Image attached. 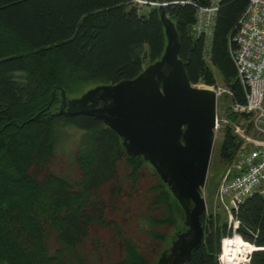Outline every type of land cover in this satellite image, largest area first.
Returning <instances> with one entry per match:
<instances>
[{
    "label": "trees",
    "instance_id": "1",
    "mask_svg": "<svg viewBox=\"0 0 264 264\" xmlns=\"http://www.w3.org/2000/svg\"><path fill=\"white\" fill-rule=\"evenodd\" d=\"M138 1L0 0V264H101L88 249L98 257L107 252L108 264L157 261L146 259L116 217L123 198L137 191L146 162L128 156L101 120L55 107L61 89L77 95L89 84L130 80L162 55L159 0ZM209 1L162 0L178 33V57L192 85L217 84L216 69L230 102L243 103L231 50L249 0H218L207 43L193 28L198 8ZM68 127L79 132L71 152L74 179L53 170ZM222 135L219 157L226 164L238 141L228 126ZM158 177L137 216L146 238L165 244L161 228L187 225ZM231 212L234 229L220 213L204 212L203 240L184 264H218L220 240L232 233L256 247L247 264H264V195L252 194Z\"/></svg>",
    "mask_w": 264,
    "mask_h": 264
},
{
    "label": "water",
    "instance_id": "2",
    "mask_svg": "<svg viewBox=\"0 0 264 264\" xmlns=\"http://www.w3.org/2000/svg\"><path fill=\"white\" fill-rule=\"evenodd\" d=\"M166 44L162 55L137 76L88 88L76 98L61 89L59 114L93 116L113 130L126 154L147 161L173 194L187 230L177 233L153 264H184L203 240L202 189L215 138L216 94L195 87L179 59L174 23L159 0Z\"/></svg>",
    "mask_w": 264,
    "mask_h": 264
},
{
    "label": "built area",
    "instance_id": "3",
    "mask_svg": "<svg viewBox=\"0 0 264 264\" xmlns=\"http://www.w3.org/2000/svg\"><path fill=\"white\" fill-rule=\"evenodd\" d=\"M217 2L210 0L209 6L198 8L196 12L193 31L203 35L207 43L212 37ZM248 2L233 33L235 47L231 50L237 78L244 90V102L232 101L227 106L228 115L233 113L240 121H225L216 115L214 122L215 132L227 125L238 141L216 188L219 201L230 214L252 194L264 195V0ZM209 88L215 91L216 102L220 95L231 97L225 85ZM230 240L233 237L228 235L221 239L218 264H234ZM249 254L246 249L238 254L241 264L248 263Z\"/></svg>",
    "mask_w": 264,
    "mask_h": 264
},
{
    "label": "rangeland",
    "instance_id": "4",
    "mask_svg": "<svg viewBox=\"0 0 264 264\" xmlns=\"http://www.w3.org/2000/svg\"><path fill=\"white\" fill-rule=\"evenodd\" d=\"M142 1H139L138 3L141 4ZM141 9H144L143 7ZM146 66V65H145ZM144 66V67H145ZM214 75H215V80L218 85L223 86L222 80L219 79L218 72L216 69H213ZM199 84V83H198ZM94 84H89L88 87L84 89L83 92L88 90V88L93 87ZM195 87H198V85H194ZM218 86V87H220ZM82 93V92H81ZM81 93H77V95H70L64 92L65 98L67 99H72L76 98L79 96ZM230 100L228 96L226 95H220V97L217 98V103H216V115L218 116L219 119H224L226 120H231V121H240L239 118H233L231 119L229 116H227V106L230 104ZM60 105V102L57 101L56 103V108H58ZM227 125H223L222 128L218 131H214V142H213V149L212 153L210 156V161L208 165V172L206 175V182L205 185L202 189V196L204 197V202H206V211L205 213L208 212H218L220 213V216L224 218L227 223L232 225L233 229L235 228L236 224L233 222L232 218L230 217L231 214L224 208L223 204L221 201H219V198L217 197V186L219 183V178L222 175L225 167V163L221 161L219 157V150H220V143L222 141L223 137V132ZM79 136V132L76 131L74 128L72 129L71 127H68L64 131V137L63 140H61V144L59 146V153L55 156V160L53 163V170L57 174H62V175H67L68 177L71 175V178H77V172L75 169V165L72 163V153L75 152V147H76V139ZM152 170V172L150 171ZM153 167L150 165L149 162L146 161V166L143 169V173L141 175V178L139 180V185L137 187V191L133 193L132 196L126 195L125 198H123V202L125 203L123 205V202L121 203V206L123 210H119V212L116 214L119 222L122 224L123 232L124 235L127 237L132 238L136 245L144 252L146 259L151 260V259H157L161 252L165 249V247L170 245V242L176 237L175 234L178 233L179 231H186L187 226L184 227L182 223L177 224L171 229L161 228V231L167 235L168 240L165 244L159 243L156 241L151 242L149 241L146 236L145 232L139 227L138 223V214H141L145 209L144 205V197H146L147 200L151 199V194L145 193V190H148L150 186L153 185L154 181V175L156 174V171L153 172ZM158 177V175H157ZM159 178V177H158ZM184 220V219H183ZM182 220V221H183ZM185 222V220H184ZM233 238L236 236V234L232 233L231 235ZM50 243V248H55V242L53 241V238ZM250 244V243H249ZM88 256L89 259L93 262L96 263L99 262L101 264H108L107 263V252L102 251L100 253V257L96 256L97 254H94L93 251L88 249ZM119 254V252H118Z\"/></svg>",
    "mask_w": 264,
    "mask_h": 264
},
{
    "label": "bare ground",
    "instance_id": "5",
    "mask_svg": "<svg viewBox=\"0 0 264 264\" xmlns=\"http://www.w3.org/2000/svg\"><path fill=\"white\" fill-rule=\"evenodd\" d=\"M198 86L200 87H205V88H208L209 89V86H205V85H202V84H198ZM210 86H214V85H210ZM220 85L218 84H215V87H218ZM211 89V88H210ZM214 142V141H213ZM213 146V145H212ZM212 153V152H211ZM211 156V155H210ZM232 215V214H231ZM232 218V217H231ZM233 220V218H232ZM236 225L237 223L235 221H233ZM236 227V226H235ZM229 244L231 245L230 246V250L231 251H234L233 252V256H234V264H241V258L239 257V253H241L243 251V249H246L247 251H249V253L256 249V247L253 245V244H248L247 242L243 241L239 236H234L233 240H230L228 241ZM226 253V250L224 251L223 254ZM218 257V256H217ZM218 260V259H217Z\"/></svg>",
    "mask_w": 264,
    "mask_h": 264
},
{
    "label": "clouds",
    "instance_id": "6",
    "mask_svg": "<svg viewBox=\"0 0 264 264\" xmlns=\"http://www.w3.org/2000/svg\"><path fill=\"white\" fill-rule=\"evenodd\" d=\"M221 241V240H220ZM220 247H221V245H220Z\"/></svg>",
    "mask_w": 264,
    "mask_h": 264
},
{
    "label": "crops",
    "instance_id": "7",
    "mask_svg": "<svg viewBox=\"0 0 264 264\" xmlns=\"http://www.w3.org/2000/svg\"><path fill=\"white\" fill-rule=\"evenodd\" d=\"M237 236H239V235H237ZM240 237V236H239Z\"/></svg>",
    "mask_w": 264,
    "mask_h": 264
},
{
    "label": "flooded vegetation",
    "instance_id": "8",
    "mask_svg": "<svg viewBox=\"0 0 264 264\" xmlns=\"http://www.w3.org/2000/svg\"><path fill=\"white\" fill-rule=\"evenodd\" d=\"M157 261H158V259H157Z\"/></svg>",
    "mask_w": 264,
    "mask_h": 264
}]
</instances>
